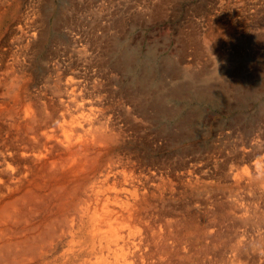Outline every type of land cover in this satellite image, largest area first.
I'll return each mask as SVG.
<instances>
[{"label":"bare ground","instance_id":"1","mask_svg":"<svg viewBox=\"0 0 264 264\" xmlns=\"http://www.w3.org/2000/svg\"><path fill=\"white\" fill-rule=\"evenodd\" d=\"M22 1L0 0V37L10 30L9 35H15L14 41L22 44L17 45L20 46L18 53L26 54L27 45H31L35 48L31 52L35 60L41 44L33 40L44 31L35 15L36 5H27L28 10L19 15ZM12 24L15 25L10 27ZM1 44L0 264H183L192 246L197 247L195 253L200 254L198 244L203 239L209 243L222 240L224 232L219 228L225 221L230 220L232 228L241 225L252 230L264 226V158L252 160L254 162L242 167V171L236 169L224 174L223 181L248 186L251 194L247 197L250 198L240 193L226 195L224 200L215 199L217 209L206 211H201L200 205L192 208L187 202V211L182 214V207L178 205L181 201L176 198L177 185L172 184L164 164L153 167L149 155L145 154L143 161L125 144L129 138L127 131L132 126L135 129L138 111L146 107L143 88L136 91L131 85L129 92L115 83L119 93L125 91L132 104L123 105L122 112H118L107 106L103 82L94 77L89 78L93 79L90 81L80 67H76V77L71 75L65 83L58 78L53 84L38 86L22 75L24 61L22 67H17L23 59L19 61L20 56L11 54L12 61H8L7 50H2ZM109 72L111 80H117L119 74L114 70ZM158 99L162 100L161 94ZM161 100H157L158 103ZM141 114L144 119L146 114L144 111ZM164 132L160 128L151 137L155 144L157 140L168 138ZM253 140L246 144L247 152L254 155L264 151L262 143ZM148 146L145 145L146 151ZM181 175L184 184L187 182L185 191L203 183L204 176L197 171ZM218 212H222L221 220L211 217L201 226L205 216L210 217L211 213L215 216ZM260 235L252 233L248 238L253 242L260 240ZM248 243L238 247L236 252L242 251Z\"/></svg>","mask_w":264,"mask_h":264},{"label":"rangeland","instance_id":"2","mask_svg":"<svg viewBox=\"0 0 264 264\" xmlns=\"http://www.w3.org/2000/svg\"><path fill=\"white\" fill-rule=\"evenodd\" d=\"M32 4L36 5L35 15L44 31V36L33 40L41 44L37 60H33L35 48L31 45H27L26 54L18 53L20 46L17 45L22 44L14 41L15 35H9L10 30L0 37L1 48L9 55L7 60L14 54L20 56L19 61L23 60L17 67L25 65L22 75L32 84L50 85L58 78L65 83L76 77L75 71L80 67L88 79L94 77L103 82L107 106L118 112H122L123 105L132 104L125 91L122 90L125 97L119 93L115 83L129 92L131 85L136 91L143 88L146 107L142 111L146 115L141 119L142 111H138L140 117L135 121V129L132 126L127 131L129 138L125 144L143 161L149 155L153 167L164 164L172 184L177 185L176 198L181 201L178 205L182 207V214L187 211V204L192 208L200 205L201 211H206L217 209L216 200H224V196L251 194L248 186L237 181L225 182L223 178L229 171H242V167L264 158V151L251 155L246 149V144L253 139L260 141L264 149V0H23L24 10L19 15ZM35 42L31 44L34 46ZM111 70L119 74L117 80H111ZM160 94L162 100L158 99ZM160 128L168 138L155 144L151 137ZM145 145H149L147 151ZM191 170L204 176L203 183L185 191L187 182L184 184L181 174ZM218 213L205 216L201 226L211 217L221 220L222 212ZM232 227L230 220L223 222L219 228L224 232L222 240L209 243L203 239L198 244L200 254L192 246L182 262L264 264V226L252 230L241 225ZM246 233L262 236L251 242ZM246 241L247 246L236 252Z\"/></svg>","mask_w":264,"mask_h":264}]
</instances>
